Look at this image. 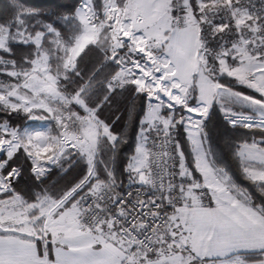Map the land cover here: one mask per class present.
<instances>
[{
  "label": "snow or ice",
  "instance_id": "6c2138e0",
  "mask_svg": "<svg viewBox=\"0 0 264 264\" xmlns=\"http://www.w3.org/2000/svg\"><path fill=\"white\" fill-rule=\"evenodd\" d=\"M11 9L0 264H264V0Z\"/></svg>",
  "mask_w": 264,
  "mask_h": 264
},
{
  "label": "trees",
  "instance_id": "16d2710c",
  "mask_svg": "<svg viewBox=\"0 0 264 264\" xmlns=\"http://www.w3.org/2000/svg\"><path fill=\"white\" fill-rule=\"evenodd\" d=\"M25 3L29 7H33L41 12L51 13L54 11L58 12V11H64L70 9L72 5L76 3V0H25ZM11 4H12V0H0V22L7 20L11 16L12 14ZM26 51L27 49L19 48L17 50V55L18 56L23 55ZM119 108H120V113L122 114V118L121 121L119 122V125H122L127 117V113L125 112V104L121 102ZM12 122L13 124L19 125L21 127L24 126L32 127L34 125L36 126L39 123L35 121H27L23 117V115L19 117L14 116ZM119 125L117 130H119ZM209 129H210V134L212 135L214 141L218 143L222 142L224 136L227 134L225 129L222 126H220L218 124V121H216L215 119L213 123L209 125ZM134 136H135V127L133 126L129 130L130 145L134 141ZM124 151L126 153L127 151H129V148H126ZM123 164H124V159L122 154L121 158L117 161L118 169H122ZM51 179L52 181L63 182L61 176L56 173L53 174ZM17 187L23 191H28L33 187V181L31 179V175L28 172L27 168L25 169L22 178L17 184Z\"/></svg>",
  "mask_w": 264,
  "mask_h": 264
},
{
  "label": "rangeland",
  "instance_id": "374dc122",
  "mask_svg": "<svg viewBox=\"0 0 264 264\" xmlns=\"http://www.w3.org/2000/svg\"><path fill=\"white\" fill-rule=\"evenodd\" d=\"M39 125V123L36 125V126H38ZM35 125L34 126H32V127H36Z\"/></svg>",
  "mask_w": 264,
  "mask_h": 264
}]
</instances>
